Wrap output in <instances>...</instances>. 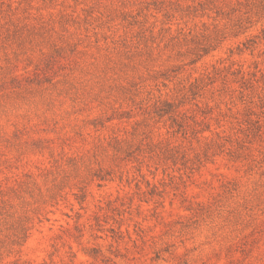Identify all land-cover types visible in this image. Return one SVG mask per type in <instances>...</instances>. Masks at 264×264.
<instances>
[{"label":"rangeland","instance_id":"obj_1","mask_svg":"<svg viewBox=\"0 0 264 264\" xmlns=\"http://www.w3.org/2000/svg\"><path fill=\"white\" fill-rule=\"evenodd\" d=\"M0 264H264V0H0Z\"/></svg>","mask_w":264,"mask_h":264}]
</instances>
